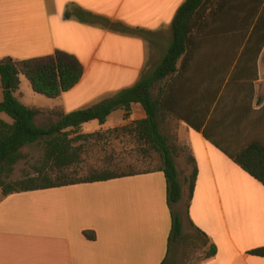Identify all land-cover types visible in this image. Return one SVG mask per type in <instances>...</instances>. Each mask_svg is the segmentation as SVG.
I'll list each match as a JSON object with an SVG mask.
<instances>
[{
    "label": "crops",
    "instance_id": "1",
    "mask_svg": "<svg viewBox=\"0 0 264 264\" xmlns=\"http://www.w3.org/2000/svg\"><path fill=\"white\" fill-rule=\"evenodd\" d=\"M186 1L0 0V62L13 59L20 65L57 52L75 56L83 67L81 81L57 99L40 104L37 99L31 108L66 114L91 108L135 86L161 63L173 40V22ZM249 73L248 80L232 85L234 101L240 91L249 92L250 100L253 92L254 113L245 119L236 115V129L246 131L236 138L243 144H264V51ZM172 80L159 84L155 94L162 88L178 100L184 116L179 141L197 162L196 189L185 217L205 242L203 254L212 245L217 248L214 258L200 264H264V258L250 254L264 247V185L186 122L207 124L212 117L206 116L208 107L214 99L213 113L226 84L211 99L204 92L210 88L206 83ZM191 89L203 91L194 97L186 93ZM145 118L144 108L134 104L130 112H113L103 125L85 124L83 134L119 133ZM226 120V113H218L215 126H225ZM179 180L183 201L177 206L187 196L180 172ZM171 230L163 172L13 194L0 201V264H180L185 226L184 239L172 249ZM86 231L95 232L96 240H88Z\"/></svg>",
    "mask_w": 264,
    "mask_h": 264
},
{
    "label": "trees",
    "instance_id": "2",
    "mask_svg": "<svg viewBox=\"0 0 264 264\" xmlns=\"http://www.w3.org/2000/svg\"><path fill=\"white\" fill-rule=\"evenodd\" d=\"M263 51L264 0H187L173 22L171 46L155 69L147 71L135 86L122 90L114 97L69 114L28 107L21 102L17 93L21 86L20 75L30 81L35 93L47 98L57 99L68 92L83 76V67L75 56L57 52L53 56L24 61L20 65L13 59L1 61L3 99L0 101V114L7 115L11 122L0 118V201L13 194L163 172L172 217L169 241L172 249L173 245L184 239L183 221L175 211V207L183 201L175 157L185 156L192 166V172L186 178L187 217L196 189L198 167L193 155L186 153L176 143L179 121L184 120L178 100L174 102L162 88L156 96L155 89L169 78L175 83L203 82L210 87L205 88L206 96L212 99V94L215 93L214 98H217L226 84L214 112V99L208 107L206 116L212 114V117L207 124L206 120L198 124L188 118L186 122L264 185V144L251 141L243 144L236 138L243 137L246 131L244 128L236 129L239 122L235 117L238 115L245 119L254 113L251 107L253 92L250 100L249 92L243 94L240 91L236 98V101L242 102L239 105L234 101L232 86L238 80L249 79V67L257 68ZM239 69L241 72H238ZM173 89L171 91L174 92ZM202 91L191 89L186 93L195 97ZM243 102L247 104L243 105ZM134 104L144 108L146 118L119 131L134 134L147 147V151H155L160 157L157 167L144 171L121 170L123 167L120 164L114 166L111 162L109 166L116 169H92L86 175L71 177L69 170L81 162L84 152L83 145L77 144L92 136L83 134V126L92 121L103 125L113 112L118 109L130 112ZM45 113L53 114L58 119L45 126L39 125L37 119ZM218 113H226L227 118L225 126L219 128L215 126ZM36 143L44 145V161L37 175L10 180L17 164L26 157L22 150ZM84 235L88 240H96L95 232L86 231ZM250 254L264 258V247L252 250ZM216 255L217 248L212 245L203 261ZM163 264L168 263L165 261Z\"/></svg>",
    "mask_w": 264,
    "mask_h": 264
},
{
    "label": "rangeland",
    "instance_id": "3",
    "mask_svg": "<svg viewBox=\"0 0 264 264\" xmlns=\"http://www.w3.org/2000/svg\"><path fill=\"white\" fill-rule=\"evenodd\" d=\"M22 79L23 82L21 90L24 96L21 97V101L26 106H34V104H37V99L39 100V104L43 102V99H48L44 95L35 93L32 89L30 81L26 77H22ZM0 91H3V85L1 82ZM33 95H35V97ZM0 117L4 120L10 121L8 116L5 114H0ZM57 119L58 118L53 114L45 113L38 117L37 123L39 125L45 126L52 121H56ZM178 130L176 131L177 136ZM176 143L178 146L183 147L186 150V153H189L188 146L182 144L179 141V137L176 139ZM77 145H83L84 152L81 156V162L69 170L68 173L71 177H80L86 175L88 171L92 169H116V167L113 168L112 166H109V163L111 162L114 166L120 164L119 166L123 167L121 170L136 171L154 169L160 163V157L155 151H147V147L142 145L134 134H128L122 130L119 133H113L110 135L109 132L95 133ZM22 153L26 157L15 167V171L10 178L12 181L21 180L29 176H36L38 169L43 165V144L36 143L27 146L22 150ZM175 162L183 180L184 189L186 190V178L190 176L192 172V166L187 163L185 156L183 155L175 157ZM186 200L187 196L183 204L175 207V210L179 212L184 220L186 234L182 245L179 247V254H182V262L180 264H200L203 261L205 255V252L203 254V245L205 242L199 238V234H197L194 228L191 227L185 217Z\"/></svg>",
    "mask_w": 264,
    "mask_h": 264
}]
</instances>
